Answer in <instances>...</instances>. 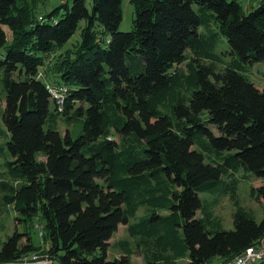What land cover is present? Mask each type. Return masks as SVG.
I'll return each mask as SVG.
<instances>
[{"label": "trees", "instance_id": "1", "mask_svg": "<svg viewBox=\"0 0 264 264\" xmlns=\"http://www.w3.org/2000/svg\"><path fill=\"white\" fill-rule=\"evenodd\" d=\"M258 1L245 13L239 0H131L133 30L122 32L123 0H91V9L67 1L41 16L36 0H0V135L9 136L8 168L20 182L0 181V194L26 229L0 243V262L43 252L56 264H132L129 250L114 260L107 252L141 206L152 214L131 230L161 249L146 264H222L261 241L264 217L238 204L232 231L213 233L197 216L200 193L235 197L237 180L223 177L241 169L264 177V89L244 71L264 63ZM194 6L212 12L228 40L234 59L221 70L218 33H200L207 16ZM82 21L81 44L63 51ZM178 87L186 93L175 102ZM62 117L83 119L77 138L60 133ZM251 194L264 203V185Z\"/></svg>", "mask_w": 264, "mask_h": 264}, {"label": "rangeland", "instance_id": "2", "mask_svg": "<svg viewBox=\"0 0 264 264\" xmlns=\"http://www.w3.org/2000/svg\"><path fill=\"white\" fill-rule=\"evenodd\" d=\"M36 15H48L54 9L58 8L61 4V0H36ZM74 0H68L69 4L72 5ZM245 13H249L259 6L258 0H239ZM87 6L91 9V0H88ZM123 20L120 25V31L130 32L133 30V21L136 17L135 7L132 4L131 0H123ZM194 9L203 16H207L205 23L200 27V33H204L209 36L212 32L218 33V47L217 50L213 49L214 54L217 53L220 55V61H217L216 68L221 70L227 65H230L234 57L232 56V50L228 43L227 38L220 33L217 28L216 22L214 21L212 12L202 11L199 7L194 6ZM86 22L82 21L79 25L78 30L73 35V37L66 43L63 48V51L74 49L76 46L82 42V30L85 27ZM102 29L101 26H99ZM5 32L8 35V39L12 42V34L8 27H4ZM8 45V44H7ZM2 55L0 54V60L4 59L6 53L5 48H0ZM54 54V53H53ZM207 64L213 63L212 59L205 60ZM186 63H183L179 66L180 71H185ZM244 71L247 74L249 80L255 84L258 89H264V63H257L253 66H247L244 68ZM3 78L4 71L0 67V129L6 131V127L3 121V111L5 107L6 93L3 87ZM178 91L174 94L175 102L184 98L186 91L185 87H178ZM176 89V90H177ZM51 112L55 110V102L51 103L50 106ZM83 126V119L76 118H60L58 122V128L62 135L70 133L71 136L75 139L79 136ZM214 132L217 131L214 129ZM118 137H115L117 139ZM9 141L4 136L0 135V150L4 148L5 153L3 154L0 151V181L7 180L13 183L14 185L19 184L14 177L11 176L8 162L12 161V156L10 155L7 147V142ZM232 179H236L237 189L235 197L232 196V193L224 192H203L200 193V197L203 201V211H199L197 216L201 218L205 228L213 233L218 230L232 231L234 230V220L233 215L236 211V204L244 207L248 210H251L254 214L255 220L261 222L264 217V203L256 201L252 194L253 187H260L264 185V177L258 178L253 174L246 172L244 169H241L231 178L223 177V180L229 182ZM26 183V180H22ZM3 195L0 194V243L7 241L8 237L13 236L16 232L23 234L26 229L23 223H20L16 220L18 213L14 210L11 205H6L2 200ZM237 202V203H236ZM152 214L149 206H141L137 211L135 217H131L128 225L121 224L119 226L118 232H116L113 238L110 240L108 247V259L114 260L123 256V253L127 250L131 251V261L132 264H146L147 258L152 253L158 252L161 249H158L153 245V241L149 244H145L142 241L140 235L133 234L132 225L142 222L145 218L149 217ZM168 215L165 211H160L158 216L166 217ZM182 223L183 221L180 220ZM40 224V223H38ZM175 229H180L176 227ZM32 241L35 245H40L41 238L39 237V227H35L31 231ZM180 235H183L180 232ZM23 240L22 242H25ZM152 247V250H151ZM160 257H167L171 255L170 252H159ZM180 262H187L186 259H178Z\"/></svg>", "mask_w": 264, "mask_h": 264}, {"label": "built area", "instance_id": "3", "mask_svg": "<svg viewBox=\"0 0 264 264\" xmlns=\"http://www.w3.org/2000/svg\"><path fill=\"white\" fill-rule=\"evenodd\" d=\"M68 0H61V3H66ZM40 20H42L40 18ZM56 99L58 100L59 107L62 109L63 98L57 94V92H53ZM43 230L39 228V237L41 241L43 240ZM0 264H56L54 260L43 252H36L27 255H23L22 257L11 260L0 262ZM221 264V263H220ZM222 264H264V237L256 246H251L247 248L240 255L235 257L232 261Z\"/></svg>", "mask_w": 264, "mask_h": 264}, {"label": "crops", "instance_id": "4", "mask_svg": "<svg viewBox=\"0 0 264 264\" xmlns=\"http://www.w3.org/2000/svg\"><path fill=\"white\" fill-rule=\"evenodd\" d=\"M216 264H218V263H216Z\"/></svg>", "mask_w": 264, "mask_h": 264}]
</instances>
